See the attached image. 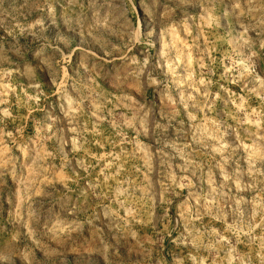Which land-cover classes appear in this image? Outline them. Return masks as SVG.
Here are the masks:
<instances>
[{"label": "rangeland", "instance_id": "374dc122", "mask_svg": "<svg viewBox=\"0 0 264 264\" xmlns=\"http://www.w3.org/2000/svg\"><path fill=\"white\" fill-rule=\"evenodd\" d=\"M0 264H264V0H0Z\"/></svg>", "mask_w": 264, "mask_h": 264}]
</instances>
